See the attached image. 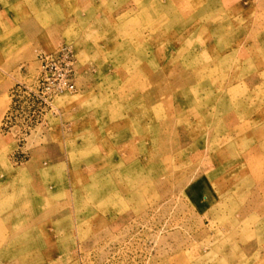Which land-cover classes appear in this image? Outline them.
<instances>
[{"label":"rangeland","instance_id":"374dc122","mask_svg":"<svg viewBox=\"0 0 264 264\" xmlns=\"http://www.w3.org/2000/svg\"><path fill=\"white\" fill-rule=\"evenodd\" d=\"M0 264H264V0H0Z\"/></svg>","mask_w":264,"mask_h":264},{"label":"built area","instance_id":"2783aa9c","mask_svg":"<svg viewBox=\"0 0 264 264\" xmlns=\"http://www.w3.org/2000/svg\"><path fill=\"white\" fill-rule=\"evenodd\" d=\"M38 60L40 72L37 86L35 89H29V96H32V92L40 100L49 103L54 96L64 91L74 90V58L69 45L60 43L53 51H40Z\"/></svg>","mask_w":264,"mask_h":264}]
</instances>
